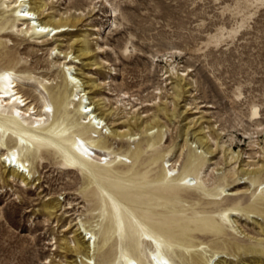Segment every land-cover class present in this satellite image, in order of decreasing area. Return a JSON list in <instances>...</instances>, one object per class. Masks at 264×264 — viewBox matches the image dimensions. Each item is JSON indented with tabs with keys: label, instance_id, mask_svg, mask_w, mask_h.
<instances>
[{
	"label": "rangeland",
	"instance_id": "obj_1",
	"mask_svg": "<svg viewBox=\"0 0 264 264\" xmlns=\"http://www.w3.org/2000/svg\"><path fill=\"white\" fill-rule=\"evenodd\" d=\"M2 2L0 41L19 61L15 73L22 92L35 98L34 89L40 87L49 98L64 79L62 67L52 63L60 57L51 55V44L66 50L77 40L76 48L87 46L91 53L73 73L82 69L87 80L99 85L98 99L115 113L116 124L138 116L165 125L135 143L113 142L115 150L127 146L138 153L133 164L120 167L125 176L114 186H124L125 201L143 209L149 226L173 240L175 264H183V255H195L200 264H264V189L258 187L264 172L258 179H238L244 167L264 166V0H44V16L81 18L78 27L45 46L14 35L11 26L2 27L3 19L13 15ZM7 65L1 58L0 70ZM184 74L189 76L181 83ZM43 78L51 79L46 91L38 83ZM254 107L261 110L260 127L251 121ZM73 110L70 119L77 121ZM56 118L64 117L57 113ZM189 127L192 133L204 129L213 155L197 154L200 150L191 144L181 150ZM1 141L8 149L17 147L0 131ZM3 144L1 154L7 151ZM181 151L179 169L192 175L195 187L170 181L162 171L163 158L176 159ZM22 153L24 158L33 153L36 181L33 188L20 189L0 183V264H68L73 258L63 250V240L72 239L67 230L79 219L88 229L101 228L98 238L106 247L98 251L97 263L104 264L105 254L114 249L110 222H100L101 202L88 179L55 155L43 152L37 159L36 150ZM221 181L230 183L231 190L243 183L244 194L220 195ZM52 200L71 209L50 217L43 205ZM238 204L237 223H224L221 211ZM207 221L215 224L212 230L198 228ZM217 252L218 259L210 262Z\"/></svg>",
	"mask_w": 264,
	"mask_h": 264
},
{
	"label": "bare ground",
	"instance_id": "obj_2",
	"mask_svg": "<svg viewBox=\"0 0 264 264\" xmlns=\"http://www.w3.org/2000/svg\"><path fill=\"white\" fill-rule=\"evenodd\" d=\"M2 4L7 12L13 13L11 17L3 19L2 27L11 26L14 35L28 37L37 46L39 44L45 46L49 40L55 42L56 37H65V34L78 27L81 21L80 17H61L57 20L55 15L44 16L48 11V3L44 0H3ZM40 16L44 17L38 23ZM54 33L56 36L51 39L50 36ZM77 42L75 40L66 50L62 45L51 44V55L60 57L52 63L59 68L62 67L63 84L52 90L49 98L44 96L40 87H35L34 98L22 92L21 77L15 73L19 61L4 50V43L0 41V59L8 64L0 70V131L3 138L12 137L17 143V147L8 149L1 141L7 151L1 154L0 149V183L11 187L18 184L19 189L21 185L33 188L36 181L31 164L33 153L24 158L22 151L30 153L32 149L36 150L37 159L42 157L43 152L55 155L68 170L83 174L89 185L93 186L95 196L100 199L101 204L98 207L100 222L103 220L110 222L108 238L114 246L113 250L105 254L104 264H175L170 253L175 247L173 240L149 226L143 216L145 212L143 209H134L125 201L127 191L124 186H114L115 181L120 182L125 176L120 167L133 164L131 159L138 153L132 152L127 146L115 150L113 142L126 140L129 144L135 143L139 136H141L139 139L151 137L157 128L158 132L164 130L165 125L159 120L147 122L138 116L132 117L133 121L131 119L128 124H116L113 120L115 113L112 110L110 112V109L106 110L107 104L98 99L99 85L93 80H87L82 69L78 74L73 73V70H77L76 65L79 61L91 53L87 46L76 48ZM62 57L64 62H60ZM185 76L189 74L179 76L181 83L185 81ZM42 81L38 83L46 91L51 79L43 78ZM185 86L187 85L184 84L183 87ZM124 96H128V93H124ZM72 109L78 116L77 121L70 119ZM57 113L64 118H56ZM250 116L251 121L258 127L262 126L259 107H254ZM192 132L190 127L183 132L185 143L181 150L184 151L187 145L191 144L200 150L197 154L213 155L214 150L204 134V129ZM183 151L176 159L167 160L168 156H165L162 171L170 181H177L187 188L195 187L198 183L191 177L192 175L183 174L179 169ZM230 155L228 154V157ZM232 159L234 158H230ZM263 167L256 169L244 167L238 177L239 181L260 178L264 172ZM231 177L234 179L235 174ZM220 184V195L235 197L244 194V189L240 188L243 183L235 185L233 190L230 183L221 181ZM262 185L264 189L262 182L258 187ZM258 207L255 204L249 206L254 209ZM43 209L52 217L65 207L60 200H52L44 203ZM69 209L71 208L65 210ZM239 211L240 204L226 206L221 211L220 218L224 223L225 221L237 223ZM98 226L96 225V228ZM214 226L212 221H207L200 223L198 228L210 231ZM69 227L67 231H70L69 238L72 239L63 240V250L73 258L68 264H98V251L106 247L105 243L100 244L98 238V230L101 228L88 229L82 219H79L74 227L71 225ZM75 227L78 229L72 231L71 229ZM226 244L229 248L238 249L235 243ZM220 254L215 253L210 262L214 263ZM181 260L183 264H200L195 255H183ZM217 262L215 264H218Z\"/></svg>",
	"mask_w": 264,
	"mask_h": 264
}]
</instances>
